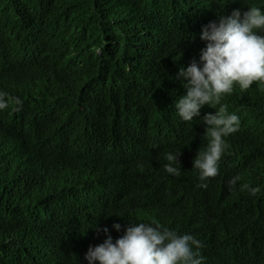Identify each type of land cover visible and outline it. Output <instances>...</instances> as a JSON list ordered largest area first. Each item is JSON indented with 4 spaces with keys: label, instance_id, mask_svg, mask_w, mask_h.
I'll list each match as a JSON object with an SVG mask.
<instances>
[{
    "label": "trees",
    "instance_id": "obj_1",
    "mask_svg": "<svg viewBox=\"0 0 264 264\" xmlns=\"http://www.w3.org/2000/svg\"><path fill=\"white\" fill-rule=\"evenodd\" d=\"M203 2L212 21L264 9V0H0V47L44 46L24 68L0 60V92L23 101L0 111V264H87L103 228L115 240L128 222L152 220L194 235L204 264H264V84L236 85L201 109L226 105L240 118L207 181L193 168L205 125L174 107L186 93L178 42ZM184 42L193 61L195 42ZM143 122L157 149L138 144ZM168 152H180L179 176L164 171Z\"/></svg>",
    "mask_w": 264,
    "mask_h": 264
},
{
    "label": "clouds",
    "instance_id": "obj_2",
    "mask_svg": "<svg viewBox=\"0 0 264 264\" xmlns=\"http://www.w3.org/2000/svg\"><path fill=\"white\" fill-rule=\"evenodd\" d=\"M191 16L199 19V25L190 30L194 31L192 35L187 34L178 42L182 53L177 61L176 79L181 80L186 93L175 100L174 107L181 121L191 122L200 117L205 125L206 144L194 157L193 168L198 171L200 181H207L218 174L228 148L226 138L239 130L240 118L234 112L229 113L226 105L202 117L201 109L219 104L224 96L232 94L236 85L245 91L254 82L264 84V9L256 6H248L243 12L234 9L229 15H220L212 21V10L203 2ZM191 40L195 42L196 52L192 54L193 61L188 54L189 45L184 42ZM16 43L18 45L13 41L17 55L0 47L3 54L0 60L13 69L26 67L34 57L33 49L36 51L39 46L44 49L43 45H27L26 41ZM12 105L18 111L23 101L0 92V111ZM134 136L139 138L140 146L141 140H147L157 149L155 132L144 122L134 131ZM179 156L180 152L166 154L163 168L169 175L181 174ZM239 180V175L233 176L228 182L229 188H234ZM206 186V183L200 184V187ZM243 188L253 195L258 191L249 185ZM111 227L121 231L119 223ZM102 231L106 238L102 243L89 246L84 256L87 264H204L200 252L202 243L194 235L179 233L155 220L128 222L123 234L115 240L107 227ZM67 259L64 253L62 262Z\"/></svg>",
    "mask_w": 264,
    "mask_h": 264
}]
</instances>
